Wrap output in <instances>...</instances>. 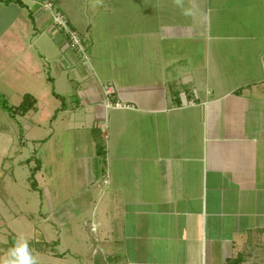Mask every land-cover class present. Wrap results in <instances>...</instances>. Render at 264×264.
I'll return each instance as SVG.
<instances>
[{"label":"crops","instance_id":"0c3cea01","mask_svg":"<svg viewBox=\"0 0 264 264\" xmlns=\"http://www.w3.org/2000/svg\"><path fill=\"white\" fill-rule=\"evenodd\" d=\"M26 95L0 104V264H264V0H0V96Z\"/></svg>","mask_w":264,"mask_h":264},{"label":"rangeland","instance_id":"374dc122","mask_svg":"<svg viewBox=\"0 0 264 264\" xmlns=\"http://www.w3.org/2000/svg\"><path fill=\"white\" fill-rule=\"evenodd\" d=\"M87 129H88L87 126H83L80 128L79 132L87 133L88 132ZM84 133H82V134H84ZM45 134L46 133H42V136H44ZM74 137H75V132L73 134H71V138H74ZM16 144H17V141H15V145ZM66 145L68 147H70L69 146L70 140H68V138L67 139L64 138V135H63V137H60V139L57 142H55V146H57L56 151L53 149H49L47 146H42V148L40 149V152H39V154L41 155V159L44 162V172H42V174L40 175L38 180L40 183L46 184L42 188V198H43L44 202L46 203V210L47 211H48L47 189H50V192L52 194L55 191H54V189H52V187H54V186H50V184H52V183L57 184V186L59 187V185H62L63 182L65 181L64 180L65 179V173H64L65 168H64L63 164H64V161L66 159L67 152L68 153L70 152L68 149L66 150V148H65ZM50 152L53 154L52 157L49 156ZM4 153H5L4 150L0 147V158L2 157V155L4 156ZM24 153H25V157H27L28 152H26V150H25ZM19 161H21V158H19ZM15 176H16V179L18 180L20 186H21V183L25 184L27 182L26 179L29 176V167L26 165H17V167L15 169ZM49 181H51V183ZM58 191H64V190L59 188ZM36 197L39 198L40 194L37 193ZM38 201H39V199H38ZM32 205H35V203L29 204L28 208H30ZM11 225H12V223H11ZM12 227H13V225H12Z\"/></svg>","mask_w":264,"mask_h":264},{"label":"built area","instance_id":"2783aa9c","mask_svg":"<svg viewBox=\"0 0 264 264\" xmlns=\"http://www.w3.org/2000/svg\"><path fill=\"white\" fill-rule=\"evenodd\" d=\"M42 8L48 12L52 18L53 24L55 27L64 34L68 47L78 52L85 64L89 62L88 54V38L86 35L79 33L78 31L72 29L68 19L62 14L56 6L50 1H44L41 4ZM102 94L104 98V104L106 108L109 109H124L128 108L123 105L121 102L116 101L115 94L116 88L111 84L102 85Z\"/></svg>","mask_w":264,"mask_h":264},{"label":"trees","instance_id":"16d2710c","mask_svg":"<svg viewBox=\"0 0 264 264\" xmlns=\"http://www.w3.org/2000/svg\"><path fill=\"white\" fill-rule=\"evenodd\" d=\"M59 97V96H56ZM0 104L1 107L4 111L8 112L10 114V116L15 117L17 115L20 116H25L28 112L32 111L35 109V105H36V101L33 97L26 95L23 99V102L21 103V105L17 108H12L8 105V103L6 102V100L4 98H2L0 96ZM98 150H99V146H98ZM39 170V167L37 165V167L35 168V170H32L31 173V180H34V176L36 174V171ZM35 182H33V188L35 189Z\"/></svg>","mask_w":264,"mask_h":264}]
</instances>
